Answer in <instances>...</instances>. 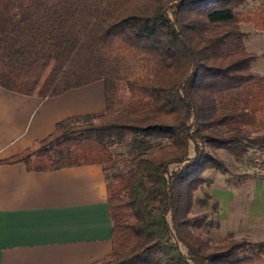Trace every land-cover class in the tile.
<instances>
[{"label":"trees","instance_id":"1","mask_svg":"<svg viewBox=\"0 0 264 264\" xmlns=\"http://www.w3.org/2000/svg\"><path fill=\"white\" fill-rule=\"evenodd\" d=\"M0 0V86L49 98L102 81L104 110L58 121L0 160L97 164L112 249L91 264H264V240L212 245L189 217L203 172L264 147V74L241 24L264 0ZM254 135H250L249 133Z\"/></svg>","mask_w":264,"mask_h":264},{"label":"crops","instance_id":"2","mask_svg":"<svg viewBox=\"0 0 264 264\" xmlns=\"http://www.w3.org/2000/svg\"><path fill=\"white\" fill-rule=\"evenodd\" d=\"M252 41L246 46L258 55L252 68L264 74V33L258 49ZM104 107L102 81L49 98L0 86V160L46 137L58 121ZM261 199L264 206V191ZM111 249L100 165L31 171L0 163V264H91Z\"/></svg>","mask_w":264,"mask_h":264},{"label":"rangeland","instance_id":"3","mask_svg":"<svg viewBox=\"0 0 264 264\" xmlns=\"http://www.w3.org/2000/svg\"><path fill=\"white\" fill-rule=\"evenodd\" d=\"M259 1L248 0L243 8L252 7ZM241 30L245 33L247 47H251L252 39L255 49L262 46V32L251 24H241ZM214 154L224 161L227 172L211 168L203 172L205 182L194 192L189 213L192 221L201 223L192 227L193 232L208 239L212 245H219L222 239L226 243L242 239L264 240L263 180L251 175L242 167V162L233 161L224 150L216 149Z\"/></svg>","mask_w":264,"mask_h":264},{"label":"built area","instance_id":"4","mask_svg":"<svg viewBox=\"0 0 264 264\" xmlns=\"http://www.w3.org/2000/svg\"><path fill=\"white\" fill-rule=\"evenodd\" d=\"M242 163V167L264 182V147L259 153L243 159Z\"/></svg>","mask_w":264,"mask_h":264}]
</instances>
